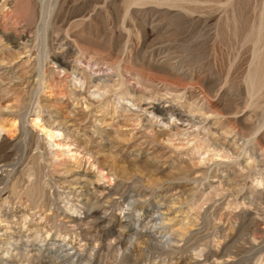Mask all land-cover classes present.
Returning a JSON list of instances; mask_svg holds the SVG:
<instances>
[{
    "label": "rangeland",
    "instance_id": "obj_1",
    "mask_svg": "<svg viewBox=\"0 0 264 264\" xmlns=\"http://www.w3.org/2000/svg\"><path fill=\"white\" fill-rule=\"evenodd\" d=\"M11 1L0 72L23 79H0V264H264V0ZM154 95L206 123L177 135ZM47 117L65 119L55 137ZM139 134L161 161L131 151ZM74 168L99 187L70 192Z\"/></svg>",
    "mask_w": 264,
    "mask_h": 264
},
{
    "label": "bare ground",
    "instance_id": "obj_2",
    "mask_svg": "<svg viewBox=\"0 0 264 264\" xmlns=\"http://www.w3.org/2000/svg\"><path fill=\"white\" fill-rule=\"evenodd\" d=\"M7 1L8 0H0V9H1V7L2 6H4V5H7ZM13 1V0H12ZM11 1V2H12ZM11 4V3H10ZM8 5V8H7V10H6V12L5 13H7V11L9 10V12H8V16H9V18H13V21H14V24L16 23V24H19V19H18V17H14L13 15H12V13H11V11H12V8H11V6L13 5ZM15 5V4H14ZM19 8V7H18ZM17 10V9H16ZM15 10V11H16ZM18 12V11H17ZM21 13V12H20ZM21 19V18H20ZM20 25V24H19ZM21 25H22V23H21ZM20 25V26H21ZM19 27V26H18ZM27 27H28V25H27ZM24 30L25 29H16L14 32H15V35L11 38V39H8L11 43H13L15 46L17 45V46H19V45H23V41H22V39H23V37H24ZM14 34V33H13ZM29 38V37H28ZM28 40V39H27ZM165 42V41H164ZM26 43V42H25ZM27 43H28V41H27ZM167 43V42H166ZM156 44V43H155ZM13 45V46H14ZM27 45V44H26ZM156 46V45H155ZM169 46V45H168ZM159 47V46H158ZM157 47V48H158ZM24 50V49H23ZM159 51V50H158ZM21 52V51H20ZM19 54V53H18ZM164 54V53H163ZM167 55V54H166ZM63 58H64V56H63ZM161 59V58H160ZM81 60V59H80ZM92 60V59H91ZM162 60H164V59H162ZM27 61H29V60H27ZM172 61V60H171ZM2 62V61H1ZM1 62H0V68L1 67H3L2 66V64H1ZM164 62V61H163ZM168 62V61H167ZM169 63V62H168ZM173 63V62H172ZM27 64V63H26ZM76 64H77V62H76ZM78 66H79V68H81V69H92L93 70V72H94V74L96 73H103L104 72V69H102V68H97L96 67V65L93 67V65H92V62L90 61V60H81V61H79V63H78ZM173 68V67H172ZM106 70V69H105ZM179 71V70H178ZM181 71V70H180ZM92 72V71H91ZM1 74V76H0V79L1 80H6V79H8L9 81H14L15 79H17V78H22L23 79V76H20V75H22V74H19V77H17L16 75H17V73L15 74V73H12V74H14V75H11L10 73H9V70L8 69H6V67H5V70H3V71H1L0 72ZM179 74V73H178ZM177 74V75H178ZM105 75V74H104ZM179 76V75H178ZM25 78V77H24ZM99 78V77H98ZM32 79V78H31ZM20 80V79H19ZM16 81V80H15ZM17 81H18V79H17ZM21 81V80H20ZM24 81V80H23ZM26 81V80H25ZM29 81V80H28ZM5 83L7 82V80L6 81H4ZM3 82V83H4ZM9 83V82H8ZM164 83V82H163ZM14 84V83H13ZM31 84V83H30ZM21 85V84H20ZM25 85H26V83H25ZM30 86V85H29ZM178 86H180V85H178ZM182 86V85H181ZM100 87V86H99ZM52 88V87H51ZM51 88H50V90H51ZM96 88H97V86H96ZM101 89V88H100ZM185 89H186V87H180L179 89H177L176 90V93L178 92V93H182V94H184L183 92H185ZM173 90H175V88L173 89ZM173 90H170L169 92H171L172 93V91ZM54 92V91H53ZM51 93V92H50ZM81 94V93H80ZM159 95V94H158ZM173 95H174V93H173ZM50 96V95H49ZM69 96H70V94H69ZM150 96V95H149ZM165 96V95H164ZM168 96V95H167ZM177 96V95H176ZM179 96V95H178ZM71 97H73V96H71ZM76 97V96H75ZM80 97H82V96H80ZM169 98H171L170 96H168ZM167 97V98H168ZM145 98V97H144ZM143 98V99H144ZM166 98V99H167ZM76 99H77V97H76ZM78 99H79V97H78ZM85 99H86V97H85ZM85 99H84V102H85ZM148 98L146 97V100H147ZM150 99L153 101V103L154 104H156V108L158 107V105H161L162 107H161V109H163L164 111L166 110V112H167V116H166V120H165V123H167V124H171L172 126H173V128H174V126H175V128H174V131H175V133L178 135V134H180V135H185V134H187L188 135V132L190 131H194V129H192L193 128V126H196V124H197V122H199V121H201L202 120V122H205L206 121V116H204L205 114H203V113H200V111H199V109H198V113H194V114H192L191 112L190 113H188V111L186 112V110L184 111H182V110H178V104H177V102H174V100L172 101V102H168V100H165V101H163L162 99H163V97H160V96H152V97H150ZM87 100H89V99H87ZM86 100V101H87ZM79 101H82V100H79ZM91 100H89V102H90ZM171 101V100H170ZM176 101V100H175ZM137 102V101H136ZM139 102V101H138ZM141 102V101H140ZM44 103V102H43ZM41 104V105H46L48 108L49 107H51V108H53V105L50 103V99L49 98H47V99H45V103L44 104ZM54 103V102H53ZM78 104L77 105H79V102H77ZM146 103V102H145ZM145 103H144V106H145ZM149 103H150V101H149ZM91 104V103H90ZM147 104V103H146ZM40 105V106H41ZM58 104L56 103V106H57ZM59 105H61V104H59ZM74 105V104H73ZM83 105V104H82ZM87 105V104H86ZM63 106H64V104H63ZM141 106V105H140ZM147 106H149V105H147ZM43 107V106H42ZM58 107V106H57ZM71 107V106H70ZM81 107V106H80ZM83 107H85V106H83ZM88 107H90V106H88ZM143 106H141V108H142ZM41 108V107H40ZM46 108V107H45ZM86 108V107H85ZM143 108H145V107H143ZM181 108V107H180ZM75 109H77V108H72V109H70L69 110V113H67V114H74L76 111H75ZM182 109V108H181ZM46 110H48V109H46ZM193 110V109H192ZM191 110V111H192ZM83 111V110H82ZM68 112V111H67ZM84 112V111H83ZM196 112H197V110H196ZM85 113V112H84ZM84 113H83V116H84ZM204 113H206V112H204ZM78 114V113H77ZM92 114H94L93 112H92ZM97 114V113H96ZM50 115V114H49ZM81 115V114H80ZM100 114H97V116H99ZM48 116V115H47ZM68 116V115H67ZM76 116V115H75ZM83 116H80L79 118H75L74 120H72V121H76V124L77 123H79V121H81L82 120V118L81 117H83ZM142 116V115H141ZM49 117V116H48ZM47 117V119L46 120H44V123L46 124V125H48L47 127H45V128H47V130H46V132H47V134H48V132H50L51 134H49L50 135V137H55L54 136V133H57V132H61L60 130H61V125L62 126H64L63 124L64 123H62V120L65 118V116H64V118L62 119V118H60V119H56V120H50V118H48ZM172 117H175V118H173L174 120H171V118ZM37 118H38V116H37ZM84 118H87V116L86 117H84ZM207 118H208V116H207ZM62 119V120H61ZM67 119V118H66ZM69 119V118H68ZM65 120V119H64ZM84 120V119H83ZM94 120V119H93ZM152 120V119H151ZM179 121V122H181L180 124H182V123H185V122H187V125H186V127H182V125H177V123H174L173 121ZM153 121V120H152ZM151 121V122H152ZM172 121V122H171ZM150 122V123H151ZM70 123V122H69ZM206 123V122H205ZM43 124V123H42ZM76 124H75V126H76ZM203 124V123H202ZM44 125V124H43ZM66 125V124H65ZM93 125V124H92ZM151 125H153V123L151 124ZM198 125H200V124H198ZM69 126V125H68ZM73 126V125H72ZM97 126V125H96ZM94 127V126H93ZM108 127V126H107ZM149 127V126H148ZM153 127H155V126H153ZM160 127H162V126H160ZM179 127L180 128H182V129H180L179 130ZM210 127V126H209ZM44 128V129H45ZM100 128V127H99ZM150 129H151V126L149 127ZM165 128V127H164ZM198 128H199V126H198ZM43 129V128H42ZM62 129H64L63 127H62ZM66 129V128H65ZM70 129V128H69ZM76 129V128H75ZM94 129V128H93ZM96 129V128H95ZM111 129V128H110ZM158 129H160L159 127H158ZM170 129V128H169ZM67 130V129H66ZM65 130V131H66ZM92 130V129H91ZM152 130V129H151ZM151 130H150V132H151ZM161 130V129H160ZM68 131V130H67ZM70 131V130H69ZM75 131H78V129L77 130H75ZM74 131V132H75ZM146 130H144V132H145ZM155 131H157V129L155 130ZM154 131V132H155ZM171 129H170V134L169 135H171L172 133H171ZM196 131V130H195ZM193 132V133H190L191 135L192 134H196L197 133V131L196 132ZM45 132V131H44ZM45 132V133H46ZM89 132V131H88ZM92 132V131H91ZM143 132V131H142ZM161 132V131H160ZM63 133H66V132H64L63 131ZM69 133V132H68ZM76 133V132H75ZM85 133V132H84ZM140 133V132H139ZM146 133V132H145ZM147 133H148V131H147ZM146 133V134H147ZM159 133V132H158ZM157 133V134H158ZM59 134V133H58ZM71 134H72V132H71ZM137 134H138V132H137ZM146 134H139L138 136L137 135H132L133 136V138H134V140H135V144H133L132 145V148H131V151L136 155V157L138 158V157H140V158H143V157H145L144 159H147V160H154V159H157L158 157L157 156H155V155H153L152 153H153V151L155 150L154 148V145H151L150 144V146H149V148L150 149H152V151H150V150H146V147H147V145L149 144V143H151V141L147 138V135ZM167 134H168V130H167ZM173 134H174V132H173ZM67 135V134H66ZM104 135V133L103 134H101V133H99V132H97L96 130H93V132L90 134V137L92 138V140H93V142H96V143H98L99 141L100 142H103V143H106L107 145H109V146H112V144L110 143V139L109 138H104V137H102ZM149 135H151L150 133H149ZM161 135V134H160ZM165 135V134H164ZM111 136V135H110ZM159 136V135H158ZM166 136V135H165ZM48 137V136H47ZM69 137V136H68ZM75 137V136H74ZM109 137V136H108ZM113 137V136H112ZM112 137H110V138H112ZM171 136H169V138H170ZM182 137V136H181ZM195 137V136H194ZM114 138V137H113ZM172 138V137H171ZM153 139V138H152ZM115 141H116V138L114 139ZM129 140H131V138L129 139ZM163 140V139H162ZM167 140V139H166ZM56 141V140H55ZM79 141V140H78ZM77 141V142H78ZM114 141V142H115ZM153 141V140H152ZM71 142V141H70ZM113 142V141H112ZM117 142V141H116ZM154 142V141H153ZM157 142V141H156ZM168 142H170V141H168ZM172 142V141H171ZM63 143V142H62ZM72 143V142H71ZM84 143V142H83ZM155 143V142H154ZM158 143V142H157ZM160 143H161V141H160ZM159 143V144H160ZM55 144L57 145V146H60L61 144L58 142L57 143V141L55 142ZM64 144V143H63ZM66 144V143H65ZM79 144V143H78ZM119 144V143H118ZM153 144V143H152ZM171 144V143H170ZM169 144V145H170ZM223 144V143H222ZM225 144V143H224ZM230 144V143H229ZM120 145V144H119ZM67 146V145H66ZM70 146V145H69ZM98 146V145H97ZM157 146V145H156ZM183 146V145H182ZM220 146V145H219ZM225 146V145H224ZM229 146V145H228ZM62 147V146H61ZM86 147V146H85ZM117 147V146H116ZM115 147V148H116ZM164 148H165V146H163ZM209 147V146H208ZM222 147V146H221ZM75 148V147H74ZM78 148H80L79 146H78ZM77 148V149H78ZM100 148V147H99ZM121 148V147H120ZM169 148V147H168ZM176 148V147H175ZM178 148H179V146H178ZM207 148V147H206ZM223 148V147H222ZM76 150V149H75ZM109 150H110V148H109ZM109 150H108V152H109ZM112 150H113V146H112ZM111 150V151H112ZM128 150V149H127ZM160 150V149H159ZM165 150V149H164ZM206 150V149H205ZM208 150V149H207ZM90 151V150H89ZM95 151H96V149H95ZM126 151V150H125ZM168 151V150H167ZM71 152H73V151H71ZM75 152V151H74ZM159 152V151H158ZM157 152V153H158ZM162 152V151H161ZM87 153V152H86ZM98 155H104V152L103 153H100V152H96ZM110 153V152H109ZM115 153V152H114ZM163 153V152H162ZM161 153V154H162ZM92 154V153H91ZM117 154V153H116ZM134 154H133V156H134ZM90 155V154H89ZM94 156L96 155V154H93ZM105 155H109L108 153L107 154H105ZM111 155V154H110ZM109 155V156H110ZM113 156V155H112ZM129 156H130V154H129ZM106 158V157H105ZM110 158V157H109ZM126 158V157H125ZM129 158V157H128ZM160 158V157H159ZM158 158V159H159ZM163 158H165V156L163 157ZM101 159V158H100ZM130 159V158H129ZM158 159H157V161H158ZM97 160V159H96ZM102 160V159H101ZM100 160V161H101ZM132 160V159H131ZM135 160V159H134ZM146 160V161H147ZM160 160V159H159ZM165 160V159H164ZM250 160V159H249ZM104 161V160H103ZM128 161H130V160H128ZM145 161V160H144ZM155 161V160H154ZM161 161V160H160ZM106 162V161H105ZM104 162V163H105ZM148 162V161H147ZM151 162V161H150ZM166 162V161H165ZM99 163V162H98ZM103 163V162H102ZM103 163V164H104ZM153 163H155V162H153ZM249 163V162H248ZM4 165V164H3ZM110 165V164H109ZM132 165V164H131ZM135 165V164H134ZM164 165V164H163ZM162 165V166H163ZM2 166V165H1ZM106 166V165H105ZM108 167V166H107ZM72 168V167H71ZM78 168V167H77ZM76 168V169H77ZM104 169V168H103ZM66 170H68V168H66ZM74 170V171H73ZM73 170H71L70 172H66V174L65 173H63L62 174V172H64V171H61V174L62 175H64L65 174V176H64V178H65V182H66V185H67V188L69 189V191L70 192H77V191H79V189H81V187L83 186V185H86V184H89V185H91V188H93V189H97L98 187H99V184H100V179L103 177H101L100 178V176H98V174H96L95 172H93V173H81V172H78V170H75V168L73 169ZM107 170V169H106ZM109 171V170H108ZM107 171V172H108ZM58 172V171H57ZM60 173V172H59ZM111 173V172H110ZM109 173V174H110ZM58 175V174H57ZM122 175V174H121ZM59 176V175H58ZM111 176V175H110ZM183 177H185V176H183ZM106 178V177H105ZM214 178V177H213ZM62 179V178H61ZM186 179H188V178H186ZM191 179V178H190ZM189 179V180H190ZM221 179V178H220ZM219 179V180H220ZM225 179V178H224ZM183 180V179H182ZM227 180V179H226ZM231 180H233V179H231ZM63 181V180H62ZM228 181V180H227ZM234 181V180H233ZM232 181V182H233ZM192 182V181H191ZM221 183H222V181H220ZM230 183V182H229ZM62 184V183H61ZM65 184V183H64ZM184 184V183H183ZM186 184V183H185ZM88 185V186H89ZM183 186V185H182ZM225 186V185H224ZM103 187V186H102ZM176 187V186H175ZM186 187V186H185ZM236 187V186H235ZM83 188V187H82ZM89 188H90V186H89ZM104 188H105V186H104ZM103 188V189H104ZM178 188H179V186H178ZM191 188H192V186H191ZM226 188V187H225ZM180 189H181V187H180ZM227 189V188H226ZM232 188H230V190H231ZM87 190V189H86ZM108 190V189H107ZM177 189H175L174 191H176ZM191 190V189H190ZM228 190V189H227ZM68 191V192H69ZM91 191H92V189H91ZM96 191V190H95ZM171 191V190H170ZM173 191V192H174ZM178 192H179V190H177ZM183 191V190H182ZM88 192V191H87ZM97 192V191H96ZM102 192V191H101ZM189 192V191H188ZM238 192V191H237ZM79 193V192H78ZM92 193V192H91ZM105 193V192H104ZM108 193V192H107ZM165 193V192H164ZM101 194V193H100ZM103 194V193H102ZM165 194H167V193H165ZM171 194V193H170ZM179 194H181V193H179ZM184 194H186V193H184ZM163 195V194H162ZM173 194H171V196H172ZM178 195V194H177ZM167 196V195H166ZM249 196V195H248ZM164 197V196H163ZM168 197V196H167ZM174 197V196H173ZM178 198L180 199V197H179V195H178ZM98 199V198H97ZM96 199V200H97ZM172 199V198H171ZM176 199V198H175ZM174 199V200H175ZM244 199V198H243ZM165 200H167V199H165ZM246 200V199H245ZM244 201V200H243ZM248 201H249V199H248ZM101 202V201H100ZM100 202H98L99 204H100ZM102 202H103V199H102ZM175 202V201H174ZM173 202V203H174ZM163 203H166V202H163ZM162 203V204H163ZM170 203V202H169ZM253 203V202H252ZM171 204V203H170ZM163 206V205H162ZM169 206V205H168ZM250 207V206H249ZM164 209V208H163ZM162 209V210H163ZM167 211L169 210V208L168 209H166ZM96 211V210H95ZM166 212V211H165ZM168 213V212H167ZM170 214V213H169ZM258 214H260V213H258ZM257 214V215H258ZM88 215V214H87ZM256 215V214H255ZM254 215V216H255ZM77 217V216H76ZM98 217V216H97ZM124 217V216H123ZM160 217V216H159ZM258 217V216H257ZM94 218V217H93ZM90 219V218H89ZM101 219V218H100ZM168 219V218H167ZM170 219V218H169ZM259 219V218H258ZM172 220V219H171ZM87 221V220H86ZM173 221V220H172ZM257 220H255V222H256ZM122 222V221H121ZM151 222V221H150ZM157 222V221H156ZM80 223V222H79ZM119 223V222H118ZM154 223V222H153ZM164 223V222H163ZM167 223H168V221H167ZM171 223V222H170ZM94 224V223H93ZM253 224V223H252ZM255 224V223H254ZM77 226L79 227V225L77 224ZM166 226V225H165ZM84 228H85V226H83ZM94 227V226H93ZM119 227V226H118ZM156 227V226H155ZM153 230V229H152ZM117 231V230H116ZM126 231V230H125ZM143 231V230H142ZM145 231V230H144ZM154 231V232H153ZM152 232V235L153 236H156V238H157V236H160L161 235V232L159 231V227L157 228H154V230H153ZM147 232V231H146ZM149 232V231H148ZM123 234V233H122ZM151 234V233H150ZM163 234V233H162ZM144 235V234H143ZM148 235V234H147ZM146 235V236H147ZM145 236V235H144ZM150 236V235H149ZM158 239V238H157ZM156 239V240H157ZM134 246V245H133ZM133 248V247H132ZM136 248V247H135ZM137 248H139V247H137ZM199 250V249H198ZM197 250V251H198ZM139 251V250H138ZM196 252V251H195ZM198 252H202L201 250H199ZM134 253V252H133ZM195 254H197V253H195ZM199 254V253H198ZM4 255V254H3ZM202 255V254H201ZM217 255V254H216ZM215 255V256H216ZM133 256H136V255H134L133 254ZM193 256V255H192ZM194 256H196V255H194ZM222 256H223V254H222ZM221 256V257H222ZM5 257V256H4ZM191 257V256H190ZM226 257H228L227 255H226ZM136 258V257H135ZM197 258V256L194 258V260ZM220 258V257H219ZM219 258L218 259H215V258H212L211 260H210V263H219ZM223 258V257H222ZM229 258V257H228ZM192 259V258H191ZM208 260V259H207ZM223 260H225L226 261V258L224 259L223 258ZM6 261V260H5ZM4 261V262H5ZM126 261H128L127 259H126ZM205 261V260H204ZM203 261V262H204ZM222 261V260H221ZM220 261V262H221ZM130 262V261H129ZM195 261H193V260H189V261H187L186 262V264H195L194 263ZM224 262V261H223ZM209 263V264H210ZM3 264H7V263H3ZM199 264V263H198ZM202 264V263H201ZM205 264H208V263H205Z\"/></svg>",
    "mask_w": 264,
    "mask_h": 264
}]
</instances>
